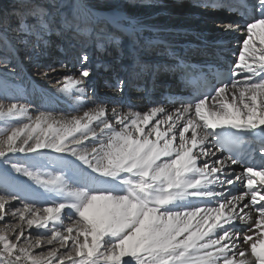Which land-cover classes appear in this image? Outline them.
Instances as JSON below:
<instances>
[{
    "label": "snow or ice",
    "instance_id": "6c2138e0",
    "mask_svg": "<svg viewBox=\"0 0 264 264\" xmlns=\"http://www.w3.org/2000/svg\"><path fill=\"white\" fill-rule=\"evenodd\" d=\"M21 3L0 13V44L15 33L34 61L53 27L94 31L86 0L78 4L85 21L75 24L55 4ZM228 10L243 23L225 31L245 32L230 76L172 112L161 105L109 112L99 103L79 115L32 116L27 104L0 101L4 163L9 154H36L10 164L34 188L0 171L8 186L0 193V264H264V164L251 162L257 152L264 161V0H230ZM113 23L119 34L97 39L98 51L118 47L122 36L139 42L135 17L119 14ZM88 60L78 75H62L59 91L87 99ZM46 68L39 74L51 79L67 65ZM124 83L117 78L121 93ZM44 149L58 154L51 171ZM241 162L237 173L232 166Z\"/></svg>",
    "mask_w": 264,
    "mask_h": 264
},
{
    "label": "rangeland",
    "instance_id": "374dc122",
    "mask_svg": "<svg viewBox=\"0 0 264 264\" xmlns=\"http://www.w3.org/2000/svg\"><path fill=\"white\" fill-rule=\"evenodd\" d=\"M78 0H39L40 3L45 5H51L55 4L56 8L59 9V13L63 14L67 17V19L73 24L77 23L78 21L76 18L73 17L74 15V9L76 7V3ZM81 3L85 2V0H80ZM162 1V2H161ZM88 4L92 6V8L97 13H101L99 19L95 20V23H101V21L109 22L110 27L114 26L116 27L115 23H112V20L107 16L108 13H110L112 10L116 9L118 11H124L127 14H129L132 17L138 18L141 16L142 13H144L148 9H152L155 6L159 4H165L164 0L156 1V0H137L135 4L130 3V0H86ZM24 4L21 3V0H0V13L4 14H11L13 9L17 8H23ZM116 7V8H115ZM109 11V12H108ZM177 12L176 5H169L168 12H167V24L169 26H172V19L175 15L174 13ZM140 15V16H139ZM143 15V14H142ZM172 15V16H171ZM57 19H60V16L57 15ZM90 20V19H89ZM191 20V19H189ZM82 22V21H81ZM91 23V20H90ZM220 24L217 19L213 21V23ZM98 24V25H99ZM180 24H185L183 21L180 22ZM93 25V24H92ZM186 25V24H185ZM12 26H15V21L13 19ZM100 27V25H99ZM193 29L198 28L204 31L207 30L208 25H201V26H192ZM116 30V28H114ZM97 33L91 34V36L86 34H80L74 31L71 28H68L67 26H57L53 27L50 34H48L45 37V45L46 46H40L37 48V52L39 53L38 60H33L29 57L26 46L22 43H20L17 39H15V33H10V37L12 38L8 44L7 47H5L3 44H0V101H3L5 105L12 102H18L21 104H27L29 105V114L32 116H35V114L38 111H51L55 113L56 115H78L75 112H72L69 108L65 110L63 107H66L67 102L60 101L59 103H56L54 106L55 108H51L48 110L45 109H39L41 107L40 105L44 102L51 101L56 102L55 98L53 99L52 96L48 95L46 98L45 96H41L42 91L45 88L46 84H49V87L52 88H58L60 89L61 85L57 83L58 80H61L62 75H53L51 79H45L47 81L41 82L40 79H42V76L39 74L41 71L47 70L46 66L49 64H57V62H62L67 65V68H63L61 70L66 69H72L75 75H78V70L81 67V58L84 55H87L89 57L88 62L85 65L86 67L90 68L92 70V76H96L98 81L101 84V88H95L94 90L97 92L98 97H101L104 94L105 90H109L106 86L105 82L111 80L113 81L114 76L110 74V71L106 72L105 67H114L115 70L119 71L120 68H122V64L124 61L127 60L129 56H126L124 52V37H121V41L119 46H112L109 45L106 50L98 51L95 47V42L97 39H99L101 36H107L109 32L106 29H95ZM117 31V30H116ZM170 32V31H168ZM174 34L172 37L179 38L182 35L181 34ZM171 33H166V36L172 35ZM146 37L145 31L141 30L140 37ZM81 37V38H80ZM208 38V37H207ZM206 38V39H207ZM159 39V38H156ZM161 39V38H160ZM164 39V38H162ZM168 39V38H166ZM183 39V38H182ZM205 39V41H206ZM126 40V39H125ZM175 42L179 43L178 39L174 40ZM33 42L30 41L29 45L27 47H30ZM124 43V44H123ZM13 44H15V47L13 48ZM141 48V47H140ZM77 51H74V50ZM44 52H47L45 54ZM77 52V54H76ZM80 54V55H79ZM119 56V61L114 66L111 65L112 61L108 59L115 58L116 56ZM7 56L8 58V64L7 68L4 64V57ZM123 56H125V59L123 60ZM103 63L105 65L100 64L101 66L96 67V69H93L94 63ZM116 62V60H114ZM36 63H39L41 65V68L38 70L36 67ZM60 70V68H58ZM111 70V69H110ZM98 73V74H97ZM100 73H103L102 75H99ZM108 73L109 75L105 74ZM71 74V75H74ZM35 76V77H34ZM107 76L108 78L106 79ZM122 76L120 73L116 75L115 78H121ZM162 78V77H161ZM102 80V81H101ZM108 82V81H107ZM143 86H145V82H141L140 84H137V86L134 88V90L141 91V88L143 89ZM111 89H116V87H112ZM91 89L87 90V96H93L91 95ZM95 93V92H94ZM96 94V93H95ZM71 98H76L77 95H69ZM50 102V103H51ZM62 106V107H61ZM3 126V122H0V127ZM46 156L49 158L48 160L44 161V163L47 165L48 170L51 171L54 166L55 158L58 154L51 152V150L44 149L42 150ZM36 154H24V153H15V154H9L8 156V164H5V158L0 157V171L7 168L8 172L10 173V177L14 182H20L24 185H28L31 187H35V185L31 184V181H28L26 177L21 176L18 173H15L11 170V162H17L21 164H27L30 161H33L35 159ZM8 187L3 182H0V193H2L5 188ZM9 190H11L9 188ZM4 222H0V225H2Z\"/></svg>",
    "mask_w": 264,
    "mask_h": 264
},
{
    "label": "bare ground",
    "instance_id": "6f19581e",
    "mask_svg": "<svg viewBox=\"0 0 264 264\" xmlns=\"http://www.w3.org/2000/svg\"><path fill=\"white\" fill-rule=\"evenodd\" d=\"M156 1L160 2V0H156ZM167 1L170 2L171 0H167ZM174 1L176 2V0H172L173 3H175ZM79 3H81L80 0H78L76 3V7H75L74 12H73L74 13L73 17L76 18V20L79 23H82L81 19H85V16H84L83 11L80 8H78ZM229 3H230V0H217V2L214 5H209L208 3L205 2V0H194L193 6H190V4L186 2V0H184V1L179 0L177 4L176 3L174 4V5H176V9H177V12H175L174 14L178 15V16H173L174 18H171L173 20L171 22L172 26H169L167 24V12H168V7H169L168 3L165 2V4H163V5L159 4L152 9L146 10L144 13H142L143 15L141 14V16L139 15L140 17L136 18V20L138 21L137 27L140 29V32H141V30L145 31L146 37L145 36L144 37L139 36V42L136 44H133V46H132L133 48L129 49V51H130L129 60L127 62L124 61V63L122 64L123 67L119 69V71H123V72L128 71V74H129V76L127 77V80L125 81V83L123 85V92L122 93L119 91V89L114 90V89H111L112 87L111 88L108 87L110 89L105 90L104 94L101 97L96 96L97 92L94 89L96 86L100 85V82L98 81L96 76L93 77L92 75L90 78H88L86 80L85 83L87 86V90H89V89L92 90L91 95H93V96H89V97L87 96V99L82 100V101H78L76 98H71L69 96V94H66V93L59 91L58 88L49 87V84H46L44 90L41 93V96L43 95V96H45L44 98H46L48 95H50V96L54 95L52 97H53V99L55 98L56 102H51V101L48 102L46 99V102L41 104L40 105L41 107H39L38 110H40V108L41 109L43 108L45 110H48V109L51 110V108H55L54 106L56 105V103L63 101L65 103L67 102V104H66V107H63L65 109H61V110L66 111V109L69 108L72 112H75L78 115L82 114L83 111L88 110V109L94 107L96 104H99V103L106 104L107 107L109 108V112L111 111V109L113 107H117L123 111H127L128 108L130 107L133 111H138V112L143 113L154 105H161L168 112L174 111L176 108H179L181 106L180 105L170 106L167 104H163V103H161V101L159 99L160 96H159L158 101L156 103L150 102V104H149V102L146 98V94H152V92L157 93L159 90H161V87L158 85L160 82H156L153 79V83L150 87V91H147V92H146L145 88H143V89L141 88V91L140 90L137 91V90L133 89L134 86H136V84H134V82H133L134 76L137 78V80L135 82H142V80L144 79V74L148 75L147 70L149 68L147 66H148V63H150V62H148V61L139 62V61L144 56L151 55V52H154L157 49H160L159 44L154 43V41H158V42L163 41V42H165V44H168V45L170 42V43H172V45H175L174 48H176V46H177L178 48H176L177 52H175V54H180L181 52L184 53L180 56L181 59L186 58V56H188V54H187L189 52L188 50L192 47H195V46H201L199 49L202 52L207 53L206 49H208V48H206V47H208L209 43H207L204 40L205 37L207 38L206 35H208V37H210V39L215 38L216 40L233 38L234 40L232 42L223 44L221 46L225 47V48L230 47V49H232V51H235L238 54L240 41H242V39L245 35L244 29L242 27H237V28H234L232 30L225 31V26L230 24V23L237 24V25L242 24V23L238 20H233V19H225V18L220 19V18L224 17L223 14L226 16L228 14H231V15L235 14L234 12H230L228 10ZM119 14L129 15L124 11H118V10L114 9L110 13H108L107 16L112 20V23H113V19L116 16H118ZM100 15H102V14L96 12L95 16L88 17L87 20L90 19L91 20L90 24L92 25L96 22L95 20L99 19ZM217 16H220V18H218ZM183 18H185L184 19L185 21H195L197 23V26H201V25L204 26L206 24V25H208L209 28L206 31H204V30H202V28L198 30V28L193 29L192 26H188L185 24L182 25V24H180V22L184 21V20H182ZM189 19H191V20H189ZM215 19H217V21H219L220 24H218V23L211 24V23H213V21ZM188 30H190L192 33L197 34V38L191 43L188 42V40L191 38V34H188V33L184 36H181L178 39V41H180L179 44H177V42L174 41L178 37L175 38L173 41H168V40H172V38H174L172 36H170V38H169V36H166V38H168V39L163 37L166 35V33L184 34V32H187ZM168 31H170V32H168ZM80 34H83V33H80ZM182 37H183V39H182ZM156 38H159V39H156ZM162 38H164V39H162ZM126 39H127V37H126ZM207 39H209V38H207ZM149 41H152L153 43L151 45H149L148 44ZM126 43H127V41H125V45H126ZM139 44L143 45L142 46L143 51H141L139 49ZM134 51L135 52L139 51L137 53L139 55L138 60L135 59ZM44 53L48 55L47 52H44ZM171 54L174 55V52L171 51ZM164 57H167V56H164ZM119 59L120 58L117 55L115 58H112V59L110 58L108 60H111L112 61L111 65L114 66L115 63H118ZM124 59H125V57H123V60ZM167 59H170V58H164V60H167ZM114 60H116V62H114ZM100 64L104 65L103 63H100ZM100 64L95 62L93 64V69H96V67L101 66ZM104 67H105V65H104ZM115 67H116V64H115ZM138 68H141V70H139ZM110 69H112V72ZM58 71L61 74H68V75L74 74V72H75L70 68L66 69V70H61V69L59 70L58 69ZM105 71L106 72L110 71V74L112 76H114V77H112L113 81H111V80H107V81L109 83H111L113 85V87H115V84L117 82V78H115V77L120 72L115 70L114 67H109V69L105 70ZM131 73L133 74V76L130 75ZM102 74L103 73H100L99 75H102ZM105 74L109 75L108 73H105ZM105 77H106V79L108 78L107 76H105ZM40 80H41V82L47 81L44 78H42ZM102 82H106V80L102 81ZM71 94L78 95L76 92H72ZM159 94H161V91L159 92ZM55 109H57V108H55ZM57 111H58V109H57ZM232 168L237 173L242 171L241 168L236 167L235 165L232 166ZM237 188L239 189V182L237 183Z\"/></svg>",
    "mask_w": 264,
    "mask_h": 264
}]
</instances>
